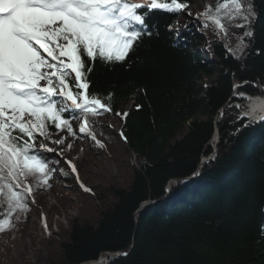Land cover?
I'll list each match as a JSON object with an SVG mask.
<instances>
[{"label":"trees","instance_id":"16d2710c","mask_svg":"<svg viewBox=\"0 0 264 264\" xmlns=\"http://www.w3.org/2000/svg\"><path fill=\"white\" fill-rule=\"evenodd\" d=\"M254 6V37L244 38L243 53L229 48L247 29L225 21L228 35L218 37L197 15L180 23L183 12L154 11L146 21L152 35L125 62H97L89 91L112 113H127L121 133L133 175L128 187L111 188L114 201L95 224L70 226L60 264L102 252L127 253L107 264H264V121L245 122L231 97L235 82L252 94L264 85V0ZM216 125V155L199 167L213 152Z\"/></svg>","mask_w":264,"mask_h":264},{"label":"snow or ice","instance_id":"6c2138e0","mask_svg":"<svg viewBox=\"0 0 264 264\" xmlns=\"http://www.w3.org/2000/svg\"><path fill=\"white\" fill-rule=\"evenodd\" d=\"M187 8V0H0V232L11 226L14 213L28 210L27 197L36 188L50 186L54 169L45 153L55 150L45 140L65 144V136H52L66 131L104 147L92 130L95 117L111 111L100 94L89 91L97 62H125L141 37L152 35L146 21L154 11L173 15ZM256 17L254 0H217L215 9L206 5L197 14L218 37L228 35L225 21L247 29L229 48L233 55L248 47L244 38L254 37ZM73 120L80 121L78 131Z\"/></svg>","mask_w":264,"mask_h":264},{"label":"rangeland","instance_id":"374dc122","mask_svg":"<svg viewBox=\"0 0 264 264\" xmlns=\"http://www.w3.org/2000/svg\"><path fill=\"white\" fill-rule=\"evenodd\" d=\"M214 1L195 0L183 12L180 23L193 20ZM130 106L131 102L126 101L122 109L127 110ZM79 123V120L72 121L74 130L78 131ZM122 128L123 114L118 116L110 111L95 117L92 129L104 147L84 136H68L66 131L52 136V140L65 136V144L44 141L47 147L55 150L45 153L54 169L50 186L36 188L27 197L28 210L13 214L17 228L14 233L0 237V264H60L61 243L67 241L70 226L74 222L95 224L101 212L114 201L111 188L128 187L131 182L135 158L121 138ZM68 143L72 144L71 149L67 148ZM57 152H63V155L57 156ZM66 160L77 169L76 173L70 171L68 178L63 176V168L68 166ZM81 184L91 191H85Z\"/></svg>","mask_w":264,"mask_h":264},{"label":"water","instance_id":"95a60500","mask_svg":"<svg viewBox=\"0 0 264 264\" xmlns=\"http://www.w3.org/2000/svg\"><path fill=\"white\" fill-rule=\"evenodd\" d=\"M213 138H214V144L212 145L213 147V153L209 154L207 157H203L201 159V162L199 164V167H201L207 160L212 159L215 155H216V150H217V146H218V141H219V133H218V129H217V125L215 126V132L213 134ZM199 170H197L196 173H194L193 175H191V177H195L196 174H198ZM175 179H171L168 181L167 186H166V193L170 191V188L172 186V184L175 182ZM144 206V203H142L139 207L138 210H140L142 207ZM124 255V253L121 252H109L108 255H105L107 257H105L104 260H102L101 256L96 259V260H88L79 264H107L110 261H112L115 257L118 256H122Z\"/></svg>","mask_w":264,"mask_h":264},{"label":"bare ground","instance_id":"6f19581e","mask_svg":"<svg viewBox=\"0 0 264 264\" xmlns=\"http://www.w3.org/2000/svg\"><path fill=\"white\" fill-rule=\"evenodd\" d=\"M252 113L254 112H258L257 113V117L261 118L264 116V87L261 88V91L259 94H257L256 96H254V98L252 99ZM210 144H214V138H211V140L209 141ZM107 254H103L101 255L102 260L105 259V256Z\"/></svg>","mask_w":264,"mask_h":264}]
</instances>
